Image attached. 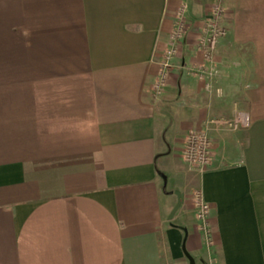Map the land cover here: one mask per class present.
I'll use <instances>...</instances> for the list:
<instances>
[{
    "label": "crops",
    "instance_id": "crops-1",
    "mask_svg": "<svg viewBox=\"0 0 264 264\" xmlns=\"http://www.w3.org/2000/svg\"><path fill=\"white\" fill-rule=\"evenodd\" d=\"M237 110L250 125L209 132L207 169L183 161L189 132ZM0 264H264V0H0Z\"/></svg>",
    "mask_w": 264,
    "mask_h": 264
},
{
    "label": "built area",
    "instance_id": "built-area-1",
    "mask_svg": "<svg viewBox=\"0 0 264 264\" xmlns=\"http://www.w3.org/2000/svg\"><path fill=\"white\" fill-rule=\"evenodd\" d=\"M184 8H180L174 17V27L170 35V43L164 53V61L161 71L158 75L154 88L160 91L166 81V69L170 66V61L178 55L181 43L186 32V22L183 17ZM224 10L219 4H215L210 8L209 14L204 22L202 35L199 38L196 48L201 54L203 62H212L219 41L227 34L226 28L222 26ZM192 73L203 80L207 74L205 67H197ZM250 125V116L245 111H236L232 118H217L209 120L204 129L193 130L188 133L184 140L182 149V159L188 165L199 169H207L212 162L213 143L209 136V132L213 130H223L228 132L245 129ZM192 204L195 209V217L200 222V228L208 233V216L210 212L209 204L206 203L199 192L192 194Z\"/></svg>",
    "mask_w": 264,
    "mask_h": 264
},
{
    "label": "water",
    "instance_id": "water-1",
    "mask_svg": "<svg viewBox=\"0 0 264 264\" xmlns=\"http://www.w3.org/2000/svg\"><path fill=\"white\" fill-rule=\"evenodd\" d=\"M176 195H177V198H178V202H177V205H176L175 209L173 210L172 214L176 211V209L178 208V206L180 205V202H181V196L179 194H176Z\"/></svg>",
    "mask_w": 264,
    "mask_h": 264
},
{
    "label": "rangeland",
    "instance_id": "rangeland-1",
    "mask_svg": "<svg viewBox=\"0 0 264 264\" xmlns=\"http://www.w3.org/2000/svg\"><path fill=\"white\" fill-rule=\"evenodd\" d=\"M215 92H216V94H218V91L215 90ZM217 96H218V95H217ZM217 96H216V98H219V97H217ZM217 118H218V117H216V118H210L209 120H211V119H217ZM219 118H222V117H219Z\"/></svg>",
    "mask_w": 264,
    "mask_h": 264
}]
</instances>
